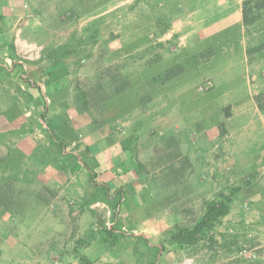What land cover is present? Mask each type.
Here are the masks:
<instances>
[{
  "label": "rangeland",
  "instance_id": "374dc122",
  "mask_svg": "<svg viewBox=\"0 0 264 264\" xmlns=\"http://www.w3.org/2000/svg\"><path fill=\"white\" fill-rule=\"evenodd\" d=\"M185 5L21 0L15 25L41 47L36 62L64 72L66 98L93 129L120 132L117 173L144 192L119 215L81 141L63 149L40 123L0 133V264H78L79 255L93 264H264V112L254 102L264 89V8L249 25L199 38L184 34ZM214 195L231 204L212 241L181 249L167 240Z\"/></svg>",
  "mask_w": 264,
  "mask_h": 264
},
{
  "label": "crops",
  "instance_id": "0c3cea01",
  "mask_svg": "<svg viewBox=\"0 0 264 264\" xmlns=\"http://www.w3.org/2000/svg\"><path fill=\"white\" fill-rule=\"evenodd\" d=\"M242 2L186 0L184 15L187 23L184 25L187 30L184 34H195L200 38V35H213L230 27H242ZM20 3L21 0H0V86L14 93L9 99L0 98V123L3 124L0 133H27L37 130L40 123L44 132L51 135L53 143L66 146L78 139L83 143L82 149L87 147L90 151V158L84 161L90 172L98 174L95 184L106 187L109 201L118 197L121 205L117 214L127 213L129 204L139 201L142 194L138 192L137 180L117 173L116 157L123 146L120 132L106 137L105 131L92 128L91 121L79 114L66 98L67 94L63 92L67 86L66 77L60 69L45 73L39 62L27 63L24 68L12 63L13 57L6 43L19 18ZM192 20L195 28L191 27Z\"/></svg>",
  "mask_w": 264,
  "mask_h": 264
},
{
  "label": "trees",
  "instance_id": "16d2710c",
  "mask_svg": "<svg viewBox=\"0 0 264 264\" xmlns=\"http://www.w3.org/2000/svg\"><path fill=\"white\" fill-rule=\"evenodd\" d=\"M262 8H264V0H243L241 5L243 25L253 23L257 18V12ZM14 60L15 54H13V61ZM254 102L257 109L264 112V89L254 95ZM60 147L64 148L65 146L60 143ZM139 168L142 169L140 165ZM138 181L140 185L138 192L142 193L144 192L141 184L142 182L141 180ZM104 190H106L105 186ZM105 192H107V190ZM230 204V196L214 195L212 198L205 201L202 213L192 224H175L169 229L167 232V240L176 243L181 249L196 247L201 241H212L213 231L221 222L222 218L229 213ZM79 261L78 264H93L85 255H79Z\"/></svg>",
  "mask_w": 264,
  "mask_h": 264
},
{
  "label": "built area",
  "instance_id": "2783aa9c",
  "mask_svg": "<svg viewBox=\"0 0 264 264\" xmlns=\"http://www.w3.org/2000/svg\"><path fill=\"white\" fill-rule=\"evenodd\" d=\"M22 27L18 24L14 27L13 45L15 60L12 61L15 65L24 68L27 63L34 62L40 57L41 47L39 45L28 43L22 38ZM180 264H191V259H182Z\"/></svg>",
  "mask_w": 264,
  "mask_h": 264
}]
</instances>
